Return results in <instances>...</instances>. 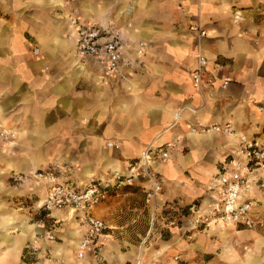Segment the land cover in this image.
<instances>
[{"label":"crops","instance_id":"obj_1","mask_svg":"<svg viewBox=\"0 0 264 264\" xmlns=\"http://www.w3.org/2000/svg\"><path fill=\"white\" fill-rule=\"evenodd\" d=\"M75 16L114 24L128 44V66L105 76L98 63L82 62L67 38ZM196 23L205 36L191 30ZM198 49L208 60L201 89L191 80ZM197 122L230 124L264 148V0H0V124L16 132L0 142V217L16 213L15 226L26 220L29 229L20 243L0 228V243L8 241L0 264H264V228L196 217L169 220L165 237L151 218L144 235L135 233L140 246L126 243L128 251L113 244L117 223L105 221L111 243L80 259L76 214L44 212L48 184L33 183L34 171L65 162L59 180L82 185L124 168L150 144L176 141L168 161L155 168L161 206L194 212L197 200L201 212L217 214L216 179L236 141L190 133ZM106 140L121 146L104 148ZM137 185L148 188L145 181ZM253 196L264 205V186ZM210 225L220 234L233 230L250 248L229 254L200 232ZM47 232L55 239L41 240L32 252L36 234Z\"/></svg>","mask_w":264,"mask_h":264},{"label":"built area","instance_id":"obj_2","mask_svg":"<svg viewBox=\"0 0 264 264\" xmlns=\"http://www.w3.org/2000/svg\"><path fill=\"white\" fill-rule=\"evenodd\" d=\"M68 4L65 3V7ZM234 21H240L239 12L234 13ZM70 32L67 38H72L76 52L82 60L94 61L99 64L105 76L119 74L128 66L124 51L128 44L120 30L114 25H97L84 22L79 17L69 20ZM197 36L203 37L206 31L196 23L191 26ZM36 51V50H34ZM143 51V43H139L138 53ZM195 65L191 72V80L195 87H203V76L208 60L198 51L194 54ZM83 64V63H82ZM230 79L222 78V85L226 86ZM175 113V124L180 116ZM174 124V125H175ZM192 134L216 133L224 136H236V145L231 149L226 160L221 164L216 184L219 188V203L217 219L224 223H240L245 226H256L259 223L258 213L264 209L259 207V200L253 196V191L261 189L262 173L264 172V148L257 140L250 139L243 134H237L230 124L206 125L197 122L189 127ZM16 137V132L0 124V142L9 141ZM179 140V138H176ZM176 145V141L168 142L165 146L148 145L141 155L127 163L122 169H114L105 178L90 176L82 185L73 181L59 180V165H50L34 171L31 175L40 182L48 184V190L43 200V207L47 209H68L76 214V218L83 230L82 238L77 245V256L82 259L87 252L97 254V248L107 238L109 226L105 220L97 217L93 209L108 197L109 188L115 184H133L145 181L148 200H155L161 191V180L156 173V166L164 164L169 159V150ZM104 148L119 149L121 144L106 140ZM20 179V177H15ZM37 243L31 245L32 252L39 251L41 240L55 239L53 232L36 234ZM38 240V241H37Z\"/></svg>","mask_w":264,"mask_h":264},{"label":"rangeland","instance_id":"obj_3","mask_svg":"<svg viewBox=\"0 0 264 264\" xmlns=\"http://www.w3.org/2000/svg\"><path fill=\"white\" fill-rule=\"evenodd\" d=\"M60 163V162H59ZM54 163L52 165H59L60 170L58 172V176L66 174L65 171V162L62 164ZM50 166V165H49ZM33 179V183L35 180H37L35 177L31 175ZM88 178V177H87ZM12 180V179H11ZM15 182L16 180L20 179H13ZM39 181V180H37ZM19 182V181H17ZM37 183V182H35ZM138 182H134L133 184H115L109 188L108 197L98 204L95 209V213L98 216H101L105 221L109 224L112 223V221L116 222L119 227H115L113 229L116 233L117 237L115 240H113V244L116 246L117 249H122L128 251L129 248H127L129 245H136L140 246L141 238L135 233H141L145 234L147 227H148V221L149 219H154V232H160L164 237L167 235V227L165 224L169 223V220H174L176 223L180 222L181 218L188 217L189 221L192 217L196 218H208L206 220L212 221L213 218H216L217 215L213 214V212H201V209L197 208L199 207V203L197 200H194L192 204L195 205V208L193 209L194 212H192V209L189 208H180L179 210H175L172 208H166L161 206L162 201H160L159 195H157V198L153 201L149 200L146 201V193L142 192L140 187L137 185ZM164 190V189H163ZM164 194V191H163ZM163 197V196H162ZM164 199V198H163ZM148 200V199H147ZM203 205V204H202ZM259 207L261 209H264V205L261 201H259ZM193 208V207H192ZM44 212H51L52 210L56 209H47L44 208ZM197 212V213H195ZM258 219L259 223L252 228H264V210L260 211L258 213ZM43 215V214H42ZM135 219V221H130ZM201 227H197L202 228ZM225 229L228 227H224ZM214 227L213 225H210V229L208 231H201L202 233L208 235V238L213 239V242L217 244V242L222 243L221 248L226 250L229 254H234L235 252L240 253L241 248H244V250H248L250 247L248 246L247 242L243 241V238H240L239 236H235L233 230H226L227 232L225 234H220L219 231H213ZM112 231V230H110ZM109 229L107 230V233H110ZM126 231V234L124 232ZM125 238L123 240L122 238ZM118 238V239H117ZM111 238L107 236V238L104 240L103 246L106 244L111 243ZM126 243H130L129 245ZM247 243V244H246ZM134 248V247H133ZM97 256V254H96ZM97 258V257H95Z\"/></svg>","mask_w":264,"mask_h":264},{"label":"clouds","instance_id":"obj_4","mask_svg":"<svg viewBox=\"0 0 264 264\" xmlns=\"http://www.w3.org/2000/svg\"><path fill=\"white\" fill-rule=\"evenodd\" d=\"M3 207L4 205L0 204V209H2ZM20 219L21 218L18 217L16 213H13L11 216L0 217V221H2V223H0V228L7 231V237H11L15 241L22 243L26 238V234L29 231V229L27 227L26 220H23L20 223L19 227L15 226L17 221ZM9 226H12L10 230H9ZM6 243H8L7 240H5L3 243H0V248H3Z\"/></svg>","mask_w":264,"mask_h":264},{"label":"bare ground","instance_id":"obj_5","mask_svg":"<svg viewBox=\"0 0 264 264\" xmlns=\"http://www.w3.org/2000/svg\"><path fill=\"white\" fill-rule=\"evenodd\" d=\"M131 11V9H128V12H130ZM69 39V38H68ZM72 38H70L69 40L70 41H73V40H71ZM79 66H80V64H79ZM82 68H84V67H82ZM229 138H230V140L231 141H236V136H232V135H230V136H228ZM36 166V165H35ZM69 213H72L71 211H69ZM70 216V215H69Z\"/></svg>","mask_w":264,"mask_h":264}]
</instances>
